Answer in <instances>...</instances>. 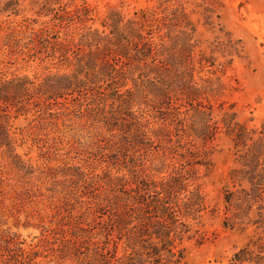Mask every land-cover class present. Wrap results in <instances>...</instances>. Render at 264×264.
Listing matches in <instances>:
<instances>
[{
	"label": "rangeland",
	"instance_id": "1",
	"mask_svg": "<svg viewBox=\"0 0 264 264\" xmlns=\"http://www.w3.org/2000/svg\"><path fill=\"white\" fill-rule=\"evenodd\" d=\"M35 1L42 2L19 0L21 12L17 17L0 16V77L41 79L48 73L65 71L60 59L50 57V49L45 51L40 42L53 34L75 41L81 30L62 29L48 18L37 17L39 7ZM204 1L63 0L70 9L87 6L92 21L86 26L98 29L110 10L127 18L138 9L170 12L181 8L195 29L192 42H200L199 49L209 55V44L219 33L218 27L212 32L203 25ZM207 2L215 6L214 23L242 46L241 57L234 59L224 75L219 74L225 84L235 88L226 90L220 100L225 106H233L239 123L248 129H260L264 123V0ZM31 38L34 42L26 48ZM193 59H197V53ZM199 76L214 78L207 69ZM73 104L70 100L69 110L61 106L58 108L62 111L52 110L59 116L32 109L10 124L15 153L26 171L0 154V264H12L3 242L7 237L17 244L9 247V254L17 255L19 260L23 253L25 258L37 253L35 264H95L90 242H98L96 247H100L105 239L101 234L90 236L98 234L93 228L101 227L107 219V212L99 204L119 184L117 179L135 178L139 182L168 178L183 164L180 155L187 148L193 149L184 140L179 146V120L174 117L177 113L172 111L169 119L167 109L155 105L150 96L128 110L142 121L148 120L145 130L152 143L126 131L123 119L129 118L124 108H110L107 103L99 105L104 109L101 111L91 105L90 99L82 100L79 106ZM174 107L179 108V102ZM204 151L211 166L209 170H195L207 209L200 222L192 226L198 231L193 238L176 244L177 250L183 249L178 264H234L233 254L254 240L257 232L251 226L228 229L222 225L223 189L228 185L229 171L236 166L230 138L221 132ZM216 208L218 211L212 214ZM121 255L118 246L117 256Z\"/></svg>",
	"mask_w": 264,
	"mask_h": 264
},
{
	"label": "trees",
	"instance_id": "2",
	"mask_svg": "<svg viewBox=\"0 0 264 264\" xmlns=\"http://www.w3.org/2000/svg\"><path fill=\"white\" fill-rule=\"evenodd\" d=\"M34 3L39 7L37 17L48 18L59 28L75 27L81 32L75 41L53 34L40 42L45 51L50 49V57L60 59L65 71L48 73L41 79L0 77V154L11 165L26 171L15 153L11 122L32 109L59 116L52 110H69L70 100L73 106H79L82 100L90 99L91 105L101 111L104 109L99 105L107 103L110 108L116 105L126 109V131L151 142L145 130L148 120L142 121L128 110L150 96L155 105L167 109L169 119L172 111L177 113L174 117L179 120V146L184 140L193 147L180 155L183 164L168 178L139 182L135 178L117 179L119 184L99 204L107 212V219L101 227L93 228L99 233L90 236L101 234L105 239L100 247H96L98 242H90L94 263L178 264L183 259V249L177 250L176 244L193 238L198 231L192 226L200 222L207 209L195 167L209 170L211 164L204 148L223 132L235 150L236 166L229 171L228 185L223 189L222 225L228 229L251 226L257 232L254 240L233 254L232 262L264 264V123L260 129L246 128L238 122L233 106H225L220 100L226 90L235 88L225 84L219 74L224 75L234 59L241 57L242 46L214 23V4L205 0L201 12L203 25L212 32L218 27L219 33L206 55L199 49L200 42H192L195 29L181 8L170 12L138 9L127 18L110 10L98 29L86 26L92 18L85 5L70 9L63 0ZM20 12L19 0L0 2V16L17 17ZM32 41L25 43L26 48ZM204 69L214 78L200 77ZM177 102L179 108L174 107ZM3 242L9 263L35 264L37 253L30 258L23 253L19 260L17 255L9 254V247L17 244L9 237ZM118 246L122 249L120 257Z\"/></svg>",
	"mask_w": 264,
	"mask_h": 264
}]
</instances>
